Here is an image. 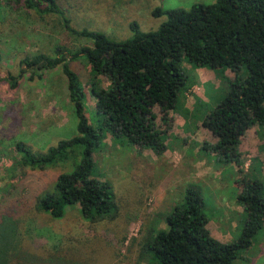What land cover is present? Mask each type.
I'll list each match as a JSON object with an SVG mask.
<instances>
[{"label": "rangeland", "instance_id": "obj_1", "mask_svg": "<svg viewBox=\"0 0 264 264\" xmlns=\"http://www.w3.org/2000/svg\"><path fill=\"white\" fill-rule=\"evenodd\" d=\"M59 1L73 27L97 30L121 40L131 35V21L138 22L142 30L156 29L166 18L152 15L157 6L188 8L195 2L214 0ZM58 43L73 48L77 41L67 35L56 15L40 19L34 13L13 14L0 8V204L21 196L29 203L21 212L23 231L32 224L31 236L23 233L24 241L33 250L47 252L71 247L73 262L79 259L81 264H156L147 252L138 260L139 248L151 235L167 228L166 218L172 208L192 191L202 197L211 236L225 243L236 241L247 218L244 208L236 202L241 179L264 183V123L246 130L237 146V160L206 149L204 143L215 144L217 138L200 124L201 120L228 92L234 74L229 68L199 66L186 56L181 59L186 85L178 93L169 123L163 121L158 107L154 108L156 127L164 143L161 152L116 139L101 128L99 143L92 152V174L110 184L114 207L109 216L87 220L78 205L68 207L61 218H52L37 209L34 199L69 166L59 163L44 170L24 168L18 164L14 143L22 141L35 152L45 151L60 139L76 134L77 118L68 102L66 78L59 65L41 70V77L26 72L14 89L9 75H17L19 61L25 55L52 54ZM86 63L81 55L70 66L82 79L86 113L90 123L97 126L102 116L95 108L90 84L93 76ZM208 70L218 83L213 78L202 84L196 82L200 72ZM241 74H247L246 68ZM95 78L102 86L109 84L105 76ZM203 92L204 96L198 97ZM180 123L184 124L178 126ZM234 264H264V226L250 247L240 251Z\"/></svg>", "mask_w": 264, "mask_h": 264}, {"label": "trees", "instance_id": "obj_2", "mask_svg": "<svg viewBox=\"0 0 264 264\" xmlns=\"http://www.w3.org/2000/svg\"><path fill=\"white\" fill-rule=\"evenodd\" d=\"M2 7L13 14L34 13L40 19L56 15L67 35L77 41L73 48L54 45L52 54H27L19 61L17 75H9L12 89L28 71L41 77V70L59 65L66 78L68 102L77 118L76 134L42 152L22 141L13 146L18 164L24 168L44 170L68 164V170L60 172L52 186L34 199L37 209L52 218L63 217L73 205H78L83 218L93 221L106 218L113 209L109 182L92 174V152L101 128L139 147L164 149L154 108L158 107L163 121L169 123L178 93L187 81L181 67L184 56L199 66L229 68L234 74L228 92L201 120L217 138L215 144L205 142L206 149L237 160L241 136L253 125L264 123V0H214L195 2L188 8L157 6L152 15L166 18L156 29L142 30L138 22L131 21V35L121 40L73 27L59 0H0ZM81 55L93 76L90 84L95 108L102 116L97 126L86 113L82 79L70 66ZM98 75L105 76L109 84L102 86L95 78ZM241 181L236 202L247 218L236 241L225 243L211 236L202 197L192 191L172 208L167 228L158 230L139 248L138 260L147 252L156 264H234L264 226V183L245 177ZM28 206L22 196L0 204V264H81L79 259L73 262L71 247L47 252L33 250L24 241L23 233L31 236L32 224L24 231L21 228V212Z\"/></svg>", "mask_w": 264, "mask_h": 264}, {"label": "crops", "instance_id": "obj_3", "mask_svg": "<svg viewBox=\"0 0 264 264\" xmlns=\"http://www.w3.org/2000/svg\"><path fill=\"white\" fill-rule=\"evenodd\" d=\"M230 71H228V74H230L229 73ZM232 72V71H231ZM203 75L205 76V78H203ZM213 76V73H209V70H208V72H204V71H201L200 72V75H199V77H198V80L196 81V82H199V83H204V82H207L208 81V79L209 78H213L214 79V81H215V83H218V81H217V79H216V77L214 76V77H212ZM196 82H194L193 83V85L192 86H194L195 84H196ZM191 87V86H190ZM185 94V96L189 99L190 98V96H188L186 93H184ZM200 96H204V92H203V95H198V97H200ZM184 124V123H183ZM182 123H180L178 126H180V125H183ZM245 134V133H244ZM244 134H243V136H244ZM243 136H241V138H240V142H241V139L243 138ZM239 142V143H240Z\"/></svg>", "mask_w": 264, "mask_h": 264}]
</instances>
